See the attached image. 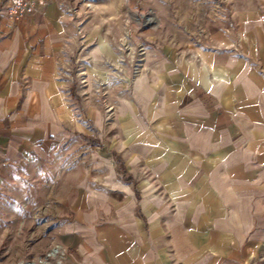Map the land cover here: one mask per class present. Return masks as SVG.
<instances>
[{
	"label": "crops",
	"instance_id": "0c3cea01",
	"mask_svg": "<svg viewBox=\"0 0 264 264\" xmlns=\"http://www.w3.org/2000/svg\"><path fill=\"white\" fill-rule=\"evenodd\" d=\"M59 19L49 9L14 26L0 19V183L43 147L61 111ZM254 27L244 24L247 57L195 49L199 60L186 61L163 51L134 82L129 109L117 110L116 150L152 182L142 186L146 224L131 212L107 257L65 264H241L264 246V29Z\"/></svg>",
	"mask_w": 264,
	"mask_h": 264
},
{
	"label": "rangeland",
	"instance_id": "374dc122",
	"mask_svg": "<svg viewBox=\"0 0 264 264\" xmlns=\"http://www.w3.org/2000/svg\"><path fill=\"white\" fill-rule=\"evenodd\" d=\"M47 9L65 32L64 100L43 147L0 183V264L107 257L110 244L122 241L129 213L146 224L142 186L152 182L133 176L117 154V110L132 104L134 82L163 51L186 61L199 60L195 49L247 57L244 24L264 29V0H40L34 14ZM241 264H264V246Z\"/></svg>",
	"mask_w": 264,
	"mask_h": 264
},
{
	"label": "built area",
	"instance_id": "2783aa9c",
	"mask_svg": "<svg viewBox=\"0 0 264 264\" xmlns=\"http://www.w3.org/2000/svg\"><path fill=\"white\" fill-rule=\"evenodd\" d=\"M40 0H0V19L14 26L34 14Z\"/></svg>",
	"mask_w": 264,
	"mask_h": 264
},
{
	"label": "bare ground",
	"instance_id": "6f19581e",
	"mask_svg": "<svg viewBox=\"0 0 264 264\" xmlns=\"http://www.w3.org/2000/svg\"><path fill=\"white\" fill-rule=\"evenodd\" d=\"M56 251H57V250L54 249L52 252L49 253V256L54 255V254L56 253ZM28 264H32V263H28Z\"/></svg>",
	"mask_w": 264,
	"mask_h": 264
}]
</instances>
